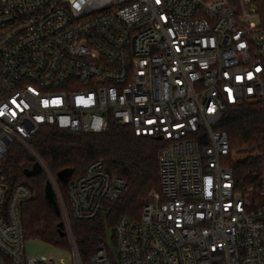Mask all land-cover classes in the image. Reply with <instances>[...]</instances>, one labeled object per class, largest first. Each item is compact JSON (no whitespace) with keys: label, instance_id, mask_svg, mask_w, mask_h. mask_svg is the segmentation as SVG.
<instances>
[{"label":"built area","instance_id":"2783aa9c","mask_svg":"<svg viewBox=\"0 0 264 264\" xmlns=\"http://www.w3.org/2000/svg\"><path fill=\"white\" fill-rule=\"evenodd\" d=\"M250 103L264 104V8L250 0H0V264H57L25 254L21 207L34 194L3 174L12 145L49 174L29 144L43 128L113 123L164 142L160 191L87 264H264V201L237 191L221 129ZM49 181L73 264H85ZM126 189L93 162L70 187L71 215L93 222Z\"/></svg>","mask_w":264,"mask_h":264},{"label":"trees","instance_id":"16d2710c","mask_svg":"<svg viewBox=\"0 0 264 264\" xmlns=\"http://www.w3.org/2000/svg\"><path fill=\"white\" fill-rule=\"evenodd\" d=\"M238 5L241 0H230ZM259 9L264 0H254ZM221 129L229 136L231 155L227 165L232 170L236 189L243 195L261 191L264 186V104H241L225 115ZM30 147L56 179L69 213L73 238L82 261L90 262L101 240L113 232L121 217L140 219L148 195L160 191L159 152L163 141L136 137L130 127L113 123L102 134L73 133L57 127L43 128L30 142ZM96 161H103L105 170L127 185L119 199L106 204L107 213L93 222H78L71 215L70 187ZM27 147L15 143L1 164L10 187L28 184L33 198L21 207L25 241H40L70 252L67 236H61L58 217L45 200L46 172L27 178L24 171L36 163ZM66 172V181L58 177Z\"/></svg>","mask_w":264,"mask_h":264},{"label":"rangeland","instance_id":"374dc122","mask_svg":"<svg viewBox=\"0 0 264 264\" xmlns=\"http://www.w3.org/2000/svg\"><path fill=\"white\" fill-rule=\"evenodd\" d=\"M250 1L254 2V0H250ZM49 176L52 175L50 173L47 174L48 180H49ZM262 193L264 194V186L263 189H261V191L259 190V192H255V193L249 192L248 194L250 197H252L251 198L252 202L258 205L262 201H264V196L262 195ZM25 254L27 256H33V257H53L57 262V264H73L69 252L59 250L49 244L40 241L27 240L25 243Z\"/></svg>","mask_w":264,"mask_h":264},{"label":"water","instance_id":"95a60500","mask_svg":"<svg viewBox=\"0 0 264 264\" xmlns=\"http://www.w3.org/2000/svg\"><path fill=\"white\" fill-rule=\"evenodd\" d=\"M42 172H43L42 165L39 162H36L31 169H27L24 171V175L27 178H33V177L40 175ZM58 177L61 181H66L67 173L66 172L60 173ZM44 193H45V200L53 208L55 214L58 217H61L62 216L61 209L57 202L56 195H55L53 186L50 181H47ZM58 227H59L61 236H66V233L64 232V228H65L64 223L61 222Z\"/></svg>","mask_w":264,"mask_h":264}]
</instances>
